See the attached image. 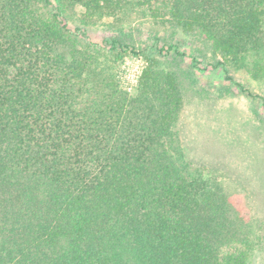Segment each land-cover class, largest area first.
Returning a JSON list of instances; mask_svg holds the SVG:
<instances>
[{"label": "trees", "instance_id": "16d2710c", "mask_svg": "<svg viewBox=\"0 0 264 264\" xmlns=\"http://www.w3.org/2000/svg\"><path fill=\"white\" fill-rule=\"evenodd\" d=\"M263 7L0 0V264H251L252 226L225 177L188 159L183 91L161 61L221 71L247 93L224 62L203 65L188 42L201 34L239 51L262 33ZM98 26L109 34L93 39ZM125 54L148 62L132 96L111 70ZM234 243L237 255L222 251Z\"/></svg>", "mask_w": 264, "mask_h": 264}, {"label": "rangeland", "instance_id": "374dc122", "mask_svg": "<svg viewBox=\"0 0 264 264\" xmlns=\"http://www.w3.org/2000/svg\"><path fill=\"white\" fill-rule=\"evenodd\" d=\"M259 11L262 33L254 38V44L241 42L239 51H234L232 43L223 51L222 46L201 34L188 42L203 65L224 62L232 82L247 93L224 81L221 71L195 73L186 62L161 61V67L177 73L183 91L181 137L188 159L225 177L219 179L230 190L232 206L252 226L251 231L245 230L250 237L251 264H264V7ZM74 13L77 11H70ZM69 20L71 27L79 25L75 18ZM140 29L138 40L147 44L148 29ZM165 32L161 30L159 36L169 43ZM103 34L109 32L101 26L92 29L93 39ZM232 53L235 55H228ZM147 66L142 55L125 54L112 63L111 70L119 87L132 96ZM238 250H243L238 243L222 249L235 255Z\"/></svg>", "mask_w": 264, "mask_h": 264}]
</instances>
